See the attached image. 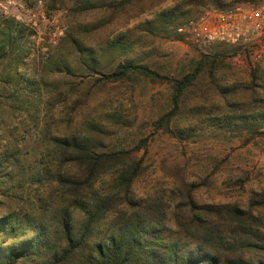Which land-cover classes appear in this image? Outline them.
<instances>
[{"label":"trees","instance_id":"16d2710c","mask_svg":"<svg viewBox=\"0 0 264 264\" xmlns=\"http://www.w3.org/2000/svg\"><path fill=\"white\" fill-rule=\"evenodd\" d=\"M92 5L91 0H77L69 10L80 14L96 8ZM190 16H176L175 27ZM174 20L160 17L159 26ZM17 23L0 20V88L10 109L18 103L33 109L28 117L38 130L33 141L42 166L32 176L40 187L35 201L23 199L21 210L0 214V264H264V190L249 198L247 206L198 203L182 180L137 197L134 184L144 172L148 138L133 146H111V139L128 124L117 112H86L82 105L87 94L74 88L75 76H93L102 86L137 78L167 80L169 106L151 121L154 131L181 133L178 116L185 119L187 130L191 118L208 109L206 113L217 111V118L248 128V142L264 133L258 132L256 120L264 117V83L258 76L214 84L220 103H192L189 91L199 73L207 69L214 75L221 69L216 58L203 56L188 73L170 78L131 58L116 60V51L128 52L120 41L93 47L68 33L64 39L71 48L69 58L49 60L52 80L35 78L38 87L24 90L19 68L28 53ZM62 74L67 78L60 85ZM8 138L5 160L14 164ZM10 175L6 173L7 180ZM17 188L23 186L18 183Z\"/></svg>","mask_w":264,"mask_h":264},{"label":"rangeland","instance_id":"374dc122","mask_svg":"<svg viewBox=\"0 0 264 264\" xmlns=\"http://www.w3.org/2000/svg\"><path fill=\"white\" fill-rule=\"evenodd\" d=\"M255 1L91 0L96 8L73 14L69 9L77 0H0V20L11 18L24 32L28 57L19 68L24 78L21 82L24 90L38 87L33 82L35 78H43L46 82L52 80L47 63L60 56L69 58L71 48L64 38L72 33L87 46L99 47L112 39L120 41L119 45L126 46L128 52L116 51L112 55L116 60L125 56L170 78L188 73L190 66L203 56L216 58L221 69L214 75L207 69L200 72L189 91L192 103L209 104L211 101L220 103L214 84L247 82L249 74L258 76L264 83V55L252 61L243 55L240 47L192 46L175 32L177 21L174 19L184 13L192 16L208 8H228ZM101 3L108 7H97ZM164 16L174 21L164 23L161 28L160 17ZM60 76L57 82L62 85L67 75ZM74 80L77 83L74 88L87 94L82 105L86 112L92 115L117 112L128 124L111 139V146H133L138 139L148 138L147 153L139 152L140 156L144 155V172L134 184L137 197L182 180L187 188L190 185L193 189L198 203L239 202L247 206L249 198L264 190V133L246 142L248 128L217 118L220 117L217 111L206 113L208 109H199L200 113L191 118L192 124L187 130L183 128L186 127L185 119L178 116L181 133L176 129L171 133L154 131L151 121L169 106L171 89L167 80L137 78L103 86L96 84L93 76H75ZM47 89L41 86L42 93ZM3 94L0 88V214H6L9 209L21 210L25 203L23 199L35 201L40 187L32 176L42 166L33 141L38 130L32 127L28 117L33 109H26L19 103L15 109H10L2 99ZM54 113L59 115V109L55 108ZM256 120L258 132H264V117ZM8 137L10 149L15 152L14 164H7L5 160ZM22 137L31 140L25 143L21 141ZM7 172L12 174L8 180ZM18 183L23 186L21 190L17 188Z\"/></svg>","mask_w":264,"mask_h":264},{"label":"built area","instance_id":"2783aa9c","mask_svg":"<svg viewBox=\"0 0 264 264\" xmlns=\"http://www.w3.org/2000/svg\"><path fill=\"white\" fill-rule=\"evenodd\" d=\"M175 32L197 48L216 44L240 47L245 57L257 61L264 55V0L205 9L182 21Z\"/></svg>","mask_w":264,"mask_h":264}]
</instances>
